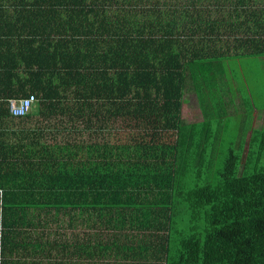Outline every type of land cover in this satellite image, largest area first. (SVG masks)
I'll return each mask as SVG.
<instances>
[{
    "label": "trees",
    "instance_id": "16d2710c",
    "mask_svg": "<svg viewBox=\"0 0 264 264\" xmlns=\"http://www.w3.org/2000/svg\"><path fill=\"white\" fill-rule=\"evenodd\" d=\"M246 57L264 63V0H0V264H264V123L220 144L219 87L246 80ZM186 90L200 120L182 118ZM28 94L16 118L43 122L11 130ZM118 118L142 128L131 155L49 149L56 121L100 134ZM152 161L164 195L126 200Z\"/></svg>",
    "mask_w": 264,
    "mask_h": 264
},
{
    "label": "rangeland",
    "instance_id": "374dc122",
    "mask_svg": "<svg viewBox=\"0 0 264 264\" xmlns=\"http://www.w3.org/2000/svg\"><path fill=\"white\" fill-rule=\"evenodd\" d=\"M252 60H256V62H252ZM241 62L245 63L244 68H251V72L248 71L246 73V80L248 82L245 80L244 76H240L239 74V76L233 77V74L229 72L226 82L220 85L218 91L219 95L222 96L221 93L226 92L230 100L234 99L232 100L233 103L229 108L230 114L226 120L227 125L223 130V136L221 138L220 144L221 147L224 148L231 145L230 140H237L243 135V131L240 129H247L248 127L249 131L252 129V116L250 115L253 114L257 107L259 109L264 107V72L261 70L260 74L257 73L255 77L256 70L260 69V66L263 63L260 64L259 59L248 57L242 59ZM256 64H258V66H256ZM229 66L230 68H233L230 64ZM232 77L237 82L236 86H233ZM254 77L255 79H253ZM237 91L241 93L243 97L242 101H237L239 100V94ZM181 109V115L185 121L201 119L198 103L193 92L186 90ZM35 111L36 102L30 109V112L32 113H35ZM38 122L41 124L43 121H39L35 118V120H32L31 123L23 124L19 118L14 117L12 121L9 122V127L11 130L17 131L22 126L27 127L29 124L30 127L36 125ZM59 122L60 121H56L54 123L56 128L55 130L53 129L52 135L55 136V139H53L52 143L49 138L47 139L49 149L52 150L55 155H63V153H65L73 156L68 149V145L64 141L69 139L72 141L74 140L76 143L83 144V146L78 148L75 156L84 159L92 158L96 155L101 157L104 153L112 156V158H119L120 155H123L124 157L131 155L137 150V140L142 133V128L139 127V124H136L132 120L128 121L119 118L109 121L106 129H104V131L100 134L98 132L93 133L92 131H89L90 129H84L81 126L82 123H77L76 128L75 126L66 124V122H63L65 130L63 129V133H61L59 132V129L61 130L60 126H62V123ZM244 125H246V127ZM171 133L172 132H170L167 137L163 135V139L161 141H171L173 138V134ZM18 136H20V134L15 133V135H12V133H10L7 135V138L14 141V139L16 140ZM87 143L88 147H85V144ZM89 143L95 144L92 146L94 148H90ZM103 150L104 152H102ZM153 163L154 164H141L143 167H135V182L132 186V191L127 193L126 200L128 198H132L131 200L136 198L143 201H159L161 196L164 195V192L166 191V178H164V176L167 171L161 162L157 161ZM70 164L71 162L68 163V165ZM59 168H61V166H59ZM154 175H157V177L154 178ZM138 238L141 240L143 239V236H138ZM139 251L143 252V250ZM133 257H135V261L133 260ZM142 257H144L143 253H140L139 255L135 254L128 257V260L131 261L130 264H136L138 263L137 259H141ZM120 258L125 259L127 257L123 256ZM97 264H102V262L97 261Z\"/></svg>",
    "mask_w": 264,
    "mask_h": 264
},
{
    "label": "built area",
    "instance_id": "2783aa9c",
    "mask_svg": "<svg viewBox=\"0 0 264 264\" xmlns=\"http://www.w3.org/2000/svg\"><path fill=\"white\" fill-rule=\"evenodd\" d=\"M36 102L34 94H28L19 99H10L9 113L14 117L24 116L30 112L33 104Z\"/></svg>",
    "mask_w": 264,
    "mask_h": 264
},
{
    "label": "crops",
    "instance_id": "0c3cea01",
    "mask_svg": "<svg viewBox=\"0 0 264 264\" xmlns=\"http://www.w3.org/2000/svg\"><path fill=\"white\" fill-rule=\"evenodd\" d=\"M264 64V63H263ZM261 65L260 66V69L258 70V74H260V72H261V70L264 72V65ZM239 67V66H238ZM237 67V69L239 70V68ZM230 72V71H229ZM231 73V72H230ZM255 77H256V75H255ZM254 77V78H255ZM232 79H233V77H232ZM237 85V82L233 79V86H236ZM237 93L239 94L238 96V99L239 100H237L238 102L239 101H242V99H243V97H242V95H241V93H239V91H237ZM264 123V107L263 108H256L255 110H254V112H253V114H252V121H251V125L253 126V128L255 127V126H259L260 124L262 125Z\"/></svg>",
    "mask_w": 264,
    "mask_h": 264
},
{
    "label": "clouds",
    "instance_id": "9594fccd",
    "mask_svg": "<svg viewBox=\"0 0 264 264\" xmlns=\"http://www.w3.org/2000/svg\"><path fill=\"white\" fill-rule=\"evenodd\" d=\"M30 113V112H29Z\"/></svg>",
    "mask_w": 264,
    "mask_h": 264
}]
</instances>
